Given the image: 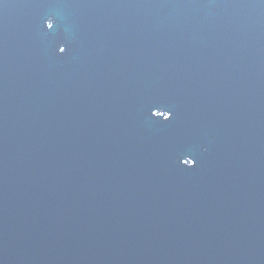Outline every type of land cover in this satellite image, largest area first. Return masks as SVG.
I'll return each instance as SVG.
<instances>
[{
    "label": "water",
    "instance_id": "1",
    "mask_svg": "<svg viewBox=\"0 0 264 264\" xmlns=\"http://www.w3.org/2000/svg\"><path fill=\"white\" fill-rule=\"evenodd\" d=\"M0 264H264V0H0Z\"/></svg>",
    "mask_w": 264,
    "mask_h": 264
},
{
    "label": "snow or ice",
    "instance_id": "2",
    "mask_svg": "<svg viewBox=\"0 0 264 264\" xmlns=\"http://www.w3.org/2000/svg\"><path fill=\"white\" fill-rule=\"evenodd\" d=\"M47 25H48L49 28H51V27L53 26L52 23H47ZM60 51H61V52H64L65 49H64L63 47H61V48H60ZM185 163H186L187 165H193V164H194V160L191 159V158H189L188 160L185 161Z\"/></svg>",
    "mask_w": 264,
    "mask_h": 264
}]
</instances>
